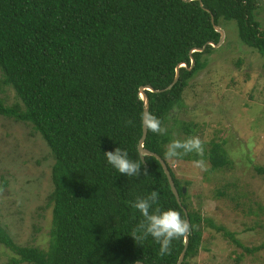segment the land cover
I'll list each match as a JSON object with an SVG mask.
<instances>
[{
	"label": "trees",
	"instance_id": "16d2710c",
	"mask_svg": "<svg viewBox=\"0 0 264 264\" xmlns=\"http://www.w3.org/2000/svg\"><path fill=\"white\" fill-rule=\"evenodd\" d=\"M259 3L0 0V84L12 87L19 99L9 105L0 97V114L29 123L54 158L48 247L16 244L0 224V244L12 252L10 262L176 264L184 237L173 240L171 254L161 257L160 245L151 236L143 241L131 236L143 220L132 204L155 190L161 210H177L184 219L183 208L187 210L192 231L181 264H190L202 240L201 223L212 222L190 207L187 182H179L165 158L168 143L197 134L195 124L177 118L174 108L181 105L188 79L204 66L200 56L213 48L206 43L218 41L213 24L221 19L234 20L240 40L264 55V30L254 17ZM203 45L202 51L189 53ZM181 62L185 66L178 68L177 81L166 89ZM144 85L158 90H145L148 113L159 118L167 132L147 129L143 146L167 164L181 205L159 161L145 155L143 163L137 150L143 113L138 90ZM117 147L148 174H120L104 155ZM203 147L202 156L193 152L177 160L207 158L212 170L232 165L220 141H203ZM256 171L264 173V167ZM1 181L4 188L6 182ZM216 228L240 245L225 227Z\"/></svg>",
	"mask_w": 264,
	"mask_h": 264
},
{
	"label": "rangeland",
	"instance_id": "374dc122",
	"mask_svg": "<svg viewBox=\"0 0 264 264\" xmlns=\"http://www.w3.org/2000/svg\"><path fill=\"white\" fill-rule=\"evenodd\" d=\"M259 1L254 17L264 30V0ZM217 27L223 39L200 56L204 66L188 79L174 113L194 123L205 143L220 141L232 165L212 170L202 157L168 162L179 182L188 184L190 207L212 222L201 223L202 240L190 264H264V173L256 171L264 167V55L240 40L234 20L221 19ZM0 87L5 104L19 101L12 87ZM199 160L203 167L194 163ZM53 162L29 123L0 114V183L6 182L0 224L16 244L48 247ZM216 226L232 232L240 245ZM10 255L0 244V264H13Z\"/></svg>",
	"mask_w": 264,
	"mask_h": 264
},
{
	"label": "clouds",
	"instance_id": "9594fccd",
	"mask_svg": "<svg viewBox=\"0 0 264 264\" xmlns=\"http://www.w3.org/2000/svg\"><path fill=\"white\" fill-rule=\"evenodd\" d=\"M142 122L148 130L155 134L164 135L167 132V129L162 126V121L150 113L143 115ZM127 123H131V121ZM203 151V141L197 136L184 140L174 139L166 146L165 158L175 160L193 152L202 156ZM104 155L107 162L120 174H125L127 177L148 174L147 168L142 170L141 163L129 159L128 152L120 147L113 151H106ZM194 163L198 167H203L202 160L194 161ZM0 192H3L2 187H0ZM158 203L159 194L155 190L145 198L136 199L132 207L141 213L143 220L133 229L131 236L135 241H143L151 236L160 245L159 256L164 257L171 254L172 241L190 234L192 227L177 210H161Z\"/></svg>",
	"mask_w": 264,
	"mask_h": 264
},
{
	"label": "water",
	"instance_id": "95a60500",
	"mask_svg": "<svg viewBox=\"0 0 264 264\" xmlns=\"http://www.w3.org/2000/svg\"><path fill=\"white\" fill-rule=\"evenodd\" d=\"M213 26H214V29L219 32L220 37H219V39H218V41L216 43L213 42V41H208L206 44H210L212 46H215V45H219L221 43V41L223 39V30L221 28L217 27V24H213ZM205 45H203L202 47H193L192 49L189 50V53L191 54L192 51H202L205 48ZM193 64H194V60L191 57V65H193ZM181 66H185V63L181 62V63L177 64L175 77H174L173 81L166 87V89L171 88L173 86V84L177 81V79H178V68L181 67ZM145 90L158 91V90L153 89L150 85H144V86H141L139 88V90H138V98L141 99L142 103H143L142 117H143L144 114H148V99H147V95L145 93ZM146 134H147V128L144 126V124L142 122V124H141V135H140V138H139L138 143H137V150H138L140 159H141V161L143 163H145L144 156L145 155H148V156L152 155L159 161V163L161 164L162 169H163V171H164V173L166 175V178L168 180L170 189H171L172 193L174 194L175 199L177 200V202L181 205V200H180V197H179L178 190L175 187V184L173 182V179H172V176L170 174V170H169L167 164L165 163V161L157 153L152 152V151L148 150L147 148H145L143 146ZM182 190L184 191L185 188L182 187ZM182 208H183V206H182ZM183 211L185 213V220H187L189 222V219H188V216H187V210L185 208H183ZM187 244H188V235L186 234V236L183 239V248H182V250L180 252V255L178 257V260H177L176 264H181V262L183 261L184 254H185V251H186V248H187ZM134 264H144V263H142L140 261H137Z\"/></svg>",
	"mask_w": 264,
	"mask_h": 264
}]
</instances>
